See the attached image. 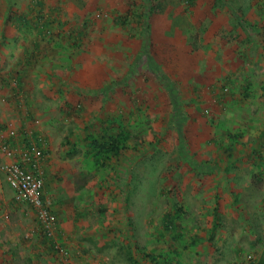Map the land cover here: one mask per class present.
<instances>
[{
    "label": "rangeland",
    "instance_id": "obj_1",
    "mask_svg": "<svg viewBox=\"0 0 264 264\" xmlns=\"http://www.w3.org/2000/svg\"><path fill=\"white\" fill-rule=\"evenodd\" d=\"M36 1L0 0V72L24 78L16 95L2 77L0 102L60 180L55 249L2 157L0 264H264V35L232 18L258 22L250 1ZM120 123L130 138L97 167L87 137ZM180 206L174 240L164 216Z\"/></svg>",
    "mask_w": 264,
    "mask_h": 264
},
{
    "label": "built area",
    "instance_id": "obj_2",
    "mask_svg": "<svg viewBox=\"0 0 264 264\" xmlns=\"http://www.w3.org/2000/svg\"><path fill=\"white\" fill-rule=\"evenodd\" d=\"M15 136L17 134L10 126L0 125V155L5 159L1 169L15 192L16 200L28 203L45 233L52 236L56 230L55 218L42 196L44 171L41 161L45 158V152L33 142L23 147L13 145L11 138Z\"/></svg>",
    "mask_w": 264,
    "mask_h": 264
},
{
    "label": "trees",
    "instance_id": "obj_3",
    "mask_svg": "<svg viewBox=\"0 0 264 264\" xmlns=\"http://www.w3.org/2000/svg\"><path fill=\"white\" fill-rule=\"evenodd\" d=\"M183 1L186 4H188L189 6H194L196 4V0H183ZM249 1H250L251 6H252L251 8L252 9L254 8L257 10V14H258L257 19L259 21L252 23L248 19V14L246 13V11L243 8H238L237 10L233 9L234 11H232L233 12L232 18L235 22V26H236L235 29L241 30V31H243V28L246 31L255 29V30H258L259 32H262L264 35V0H249ZM35 4L37 6H39L40 9H42L43 3L41 1L37 0L35 2ZM152 8H153L154 12H156L158 9L157 6H153ZM152 8H151V10H152ZM41 12H43V11H41ZM233 16L238 19V22L235 20V18ZM43 18H44L43 15H41V17H38L39 22H41L43 20ZM119 18L121 19L122 23L125 22L123 20L122 16H120ZM14 20H15V23L17 24V26L21 29L22 28H29L31 25L30 18L25 13L20 14V15H17V14L14 15ZM260 21H262V22L260 23ZM44 24L46 26L50 25L49 22H43V25L41 27H44L45 26ZM244 24H246V25H244ZM39 26H40L39 23H37L32 28H34V27L38 28ZM232 31H234V30H232ZM248 38H247V40H248ZM246 89H247V87H246ZM120 125L121 126L119 127V132H117L116 134H112L108 138L99 139L93 135L88 137V139H87L88 140L87 141V147H88L87 154L93 155L94 164L97 165V167H101L102 165H105L106 161H107V159H109V157L118 156V154L120 153L122 148H124L128 139L130 138V132H129L128 128L125 127L124 124H122V123H120ZM232 138L235 139L236 135H232ZM31 144H32L31 141H30V143L26 142V145H31ZM43 189H44V187H43ZM42 196L45 200V205H46L47 209L49 208L51 213L54 215L53 210L50 207H48V205H47L44 191H42ZM184 214H185V211H184L183 207L180 206L176 209L175 212L167 213L164 216V228L166 231L171 232L172 238L174 240H177L178 238H180V234L178 231V221L180 220V218ZM37 220H38V218H37ZM43 232L45 234V229H43ZM47 236L48 235L45 234V239L49 240L52 243L50 248L52 250H54L55 249V242L53 241L52 237L50 238Z\"/></svg>",
    "mask_w": 264,
    "mask_h": 264
},
{
    "label": "crops",
    "instance_id": "obj_4",
    "mask_svg": "<svg viewBox=\"0 0 264 264\" xmlns=\"http://www.w3.org/2000/svg\"><path fill=\"white\" fill-rule=\"evenodd\" d=\"M24 59H26V57L24 58ZM8 63H9V65H10V63L11 62H9L8 61ZM21 66H23V67H25L26 66V61L24 60V64H22ZM7 73V74H6ZM14 75V74H13ZM12 76V74H10L9 75V73H8V69H6V71H4V72H0V80H1V78L3 77L4 78V83L5 84H10L11 86H12V88H13V90L15 91V94L16 95H18V93H22V92H24V89H22V85H23V83H24V78L22 77V75H21V72H17V75H16V77L17 78H15L16 80H14V81H12V79H10V77ZM9 77V78H8ZM14 82L15 83H17V85H16V87H14ZM2 85V84H1ZM0 85V86H1ZM3 86V88H5V85H2ZM24 88V87H23ZM21 95V94H20ZM26 101V100H25ZM19 104H20V102H19ZM0 106L2 107V108H9V109H7V112H3V114H2V122H5V123H7V124H9V125H15L13 122H15L16 124H18V120H16V119H18V117H19V113L18 112H16L14 109H13V107H10V106H8L7 104H5V103H1L0 102ZM14 107H16L15 105H13ZM12 116H11V115ZM10 116H11V119H10ZM15 119V120H14ZM13 121V122H12ZM24 124L25 123H23L22 121H20V123L18 124V125H15L16 127H18V128H20V130L19 131H22V133H24L25 134V137H26V139H24V138H19V134L18 133H20L18 130H16L15 129V132H16V134H17V136H15V137H10L11 138V140L13 141V145H17V144H19L20 146H22L23 147V145L25 144L26 145V142L27 143H30V140L29 139H27L28 137H31L32 139H34L33 141V143L35 144V145H37L38 147H40L41 148V139H42V137L40 136V135H38V134H35V133H33V134H31V132H29V134L27 135V133L25 132V128L26 127H24ZM18 132V133H17ZM9 135V134H8ZM91 136V135H90ZM21 137V136H20ZM89 137V136H88ZM87 137V138H88ZM44 139V138H43ZM25 140V141H24ZM42 149V148H41ZM43 150V149H42ZM44 151V150H43ZM45 152V158L44 159H42V161H41V167H42V169H43V171H44V189H43V191H44V194H45V198H46V202H47V204L49 205V207H50V204H49V197H50V194L52 193V198L54 197V190L55 189H59V188H54L53 187V185H54V182H56L57 183V185H58V183H60V180L59 179H57V172L55 171V167H54V165H53V162H51L50 161V159H49V153L47 154V151H44ZM0 158H2V156L0 155ZM8 185V184H7ZM9 186V185H8ZM10 187V186H9ZM11 188V187H10ZM12 189V188H11ZM14 192V191H13ZM51 208V207H50ZM52 209V208H51ZM59 225H60V221H59ZM60 227V226H59ZM60 230V231H59ZM59 230H58V232H59V234H58V236H59V238L63 241V239H64V237L66 236L65 234H66V232H64L63 233V231L61 230V227L59 228ZM63 243H64V241H63Z\"/></svg>",
    "mask_w": 264,
    "mask_h": 264
}]
</instances>
